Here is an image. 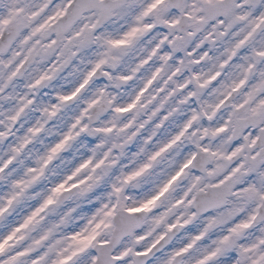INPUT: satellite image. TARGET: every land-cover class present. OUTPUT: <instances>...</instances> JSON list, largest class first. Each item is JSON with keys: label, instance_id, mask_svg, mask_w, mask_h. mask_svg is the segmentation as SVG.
<instances>
[{"label": "snow or ice", "instance_id": "1", "mask_svg": "<svg viewBox=\"0 0 264 264\" xmlns=\"http://www.w3.org/2000/svg\"><path fill=\"white\" fill-rule=\"evenodd\" d=\"M0 264H264V0H0Z\"/></svg>", "mask_w": 264, "mask_h": 264}]
</instances>
